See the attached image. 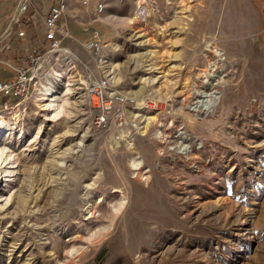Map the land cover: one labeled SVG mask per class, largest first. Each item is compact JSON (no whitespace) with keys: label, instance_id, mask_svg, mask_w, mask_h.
<instances>
[{"label":"rangeland","instance_id":"374dc122","mask_svg":"<svg viewBox=\"0 0 264 264\" xmlns=\"http://www.w3.org/2000/svg\"><path fill=\"white\" fill-rule=\"evenodd\" d=\"M105 1L116 36L76 30L0 115V264H264V0ZM105 79L133 105L99 125Z\"/></svg>","mask_w":264,"mask_h":264},{"label":"crops","instance_id":"0c3cea01","mask_svg":"<svg viewBox=\"0 0 264 264\" xmlns=\"http://www.w3.org/2000/svg\"><path fill=\"white\" fill-rule=\"evenodd\" d=\"M103 1L31 0L27 13L20 16V6L23 0H0V38L4 39L3 44L5 47L3 51H0V61L6 60L10 65L22 64L30 54L41 53L47 43L45 34L48 32V26L46 25L45 17L49 15L54 4L60 2H65L68 9L60 18L55 35L61 40L62 48L65 50H70V37H73L74 35L72 34L82 27H93V24L99 23L100 32L106 39L116 36V29L112 31L111 27L115 19L114 14L111 15L108 8L110 3L105 1L104 5H106V8L99 12L98 4ZM83 2H85L86 7L82 9V20H80L79 11ZM21 18L23 24L20 21ZM15 24H21L17 31L12 30ZM87 31L83 36H81V33L79 34L82 39L84 37L85 39L88 38L86 36L89 34ZM20 32H24V38L19 36ZM89 35L91 37V34ZM9 68L8 65L0 63V72H2L0 80L12 78L14 72ZM3 72H12V74L7 75Z\"/></svg>","mask_w":264,"mask_h":264},{"label":"built area","instance_id":"2783aa9c","mask_svg":"<svg viewBox=\"0 0 264 264\" xmlns=\"http://www.w3.org/2000/svg\"><path fill=\"white\" fill-rule=\"evenodd\" d=\"M31 0H23L20 8V16L29 10ZM105 8L104 4H99V12ZM68 6L65 2L54 4L49 15L45 17L48 32L45 34L47 43L41 50V53L30 54L28 60L22 64H8L6 60L0 61L4 65H8L9 69L13 70L14 75L11 79L0 80V115L10 112L13 108L18 107L19 100L28 98V93L33 84L38 82L37 78L42 68V61L47 52H56L61 49V40L55 36V31L63 13L66 12ZM22 18L20 19V21ZM24 32H20L19 36L24 38ZM4 39L0 38V51L4 50ZM87 48L96 51L100 55L101 46L97 41H89ZM99 63L104 65V57H100ZM91 103L94 108L103 110V113L98 118L99 125L107 123L109 117L118 118L124 115L126 105H133V102L127 96L120 93H115L110 90L108 80H101L91 91Z\"/></svg>","mask_w":264,"mask_h":264},{"label":"bare ground","instance_id":"6f19581e","mask_svg":"<svg viewBox=\"0 0 264 264\" xmlns=\"http://www.w3.org/2000/svg\"><path fill=\"white\" fill-rule=\"evenodd\" d=\"M217 55V54H216ZM212 65V67H210V68H213V71H215L216 69H217V67H218V65H219V62L217 63V62H215V63H213V64H211ZM206 75H208L207 74V71L205 70V72H204ZM214 72H212L211 73V75L210 76H208V79H210V77H215V76H213L214 74H213ZM216 78V77H215ZM197 90H199V89H197ZM209 90H204V91H200L198 94H200L201 96L199 97V96H195L194 97V99H195V101H193V103H191L192 104V106L194 107L193 109H196L197 111L196 112H198V111H204L205 110V112L204 113H208V112H210L211 111V109H212V107H213V105H215V103L219 100V94H218V92L217 91H213V92H208ZM199 97V98H198ZM188 105H190V103L188 104ZM2 124V127H1V132H0V134H5L6 133V129H5V127L7 126L6 125V122H2L1 123ZM9 130V129H8ZM180 149H181V151L182 152H184V153H188V151H189V149H188V147L186 146V145H183V143H181V146H180ZM6 157H8L7 155H6V150L5 149H3V148H0V165H1V167H5L9 162V160H8V158H6ZM126 203V201H124L123 203H122V205L120 206V208L121 207H123L124 206V204ZM120 208L119 209H116V213H117V215H119L120 214ZM122 211V210H121ZM119 217V216H118ZM93 235L94 234H91V236L87 239V241L88 242H90L91 243V241H92V239H93ZM74 251H75V249H72L70 252H69V256H73V254H74Z\"/></svg>","mask_w":264,"mask_h":264},{"label":"trees","instance_id":"16d2710c","mask_svg":"<svg viewBox=\"0 0 264 264\" xmlns=\"http://www.w3.org/2000/svg\"><path fill=\"white\" fill-rule=\"evenodd\" d=\"M26 13H27V12H26ZM21 22H22V20H21ZM22 24H23V22H22ZM33 24H34V23H33ZM20 25H21V24H20ZM20 25L15 24L12 30H13V31H17V30L19 29ZM27 60H28V56H27V58H26V60H25V63H26Z\"/></svg>","mask_w":264,"mask_h":264}]
</instances>
